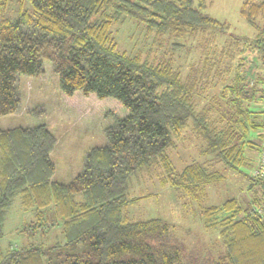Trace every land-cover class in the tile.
<instances>
[{"label": "trees", "instance_id": "1", "mask_svg": "<svg viewBox=\"0 0 264 264\" xmlns=\"http://www.w3.org/2000/svg\"><path fill=\"white\" fill-rule=\"evenodd\" d=\"M209 1L0 0V117L18 112L17 80L40 76L44 60L64 96L112 98L127 111L104 129L106 143L89 149L65 184L52 179L55 138L45 125L0 129V240L16 198L33 212L22 225L25 237L28 229L45 235L42 228L55 227L60 235L46 247L0 244V264H264V178L248 177L252 196L245 207L235 198L204 204L222 170L251 168L245 151L258 149L251 138L264 120L251 104L264 97L256 87L264 82L249 85L236 50L247 43L264 60V0H244L239 10L252 37L233 35L208 15ZM10 3L16 15L6 17ZM124 19L168 45L169 54L118 51L112 25ZM224 36L229 48L219 43ZM179 52L185 70L175 65ZM186 133L206 159L176 171L168 150ZM156 170L163 184L198 204L204 230L216 232L219 246L208 256L188 253L163 219L128 217L127 207L140 199L128 196L131 180Z\"/></svg>", "mask_w": 264, "mask_h": 264}, {"label": "rangeland", "instance_id": "2", "mask_svg": "<svg viewBox=\"0 0 264 264\" xmlns=\"http://www.w3.org/2000/svg\"><path fill=\"white\" fill-rule=\"evenodd\" d=\"M243 1L210 0L206 13L219 22L227 24L231 34L252 37L255 34L254 30L239 15ZM16 8V4L10 3L4 16H15ZM112 35L120 52L139 53L142 57L168 55L170 52L168 45L155 42L153 36L146 35L145 31L130 19L114 23ZM219 40L222 45L228 44L229 48L231 38L224 36ZM236 52L238 57L243 59L240 68L248 75L249 85H253V80L264 82L262 80L264 60L260 53L243 42L239 43ZM184 58H186L184 52L175 55V65H183V70L188 65V62H184L186 60ZM42 68L43 73L38 77L19 76L17 85L20 108L13 116L0 117V128L45 125L55 138L50 153V160L55 167L52 179L65 184L81 171L86 152L106 143L104 129L113 124L114 118H123L127 111L112 98L99 100L93 94L83 96L80 92H75L72 97L64 96L59 91L58 78L52 71L51 63L42 61ZM256 87L264 89V83L262 85L258 83ZM256 139L252 141L258 146ZM200 147V142L194 137L189 138L186 133L182 141L168 150V156L175 170L181 171L192 162L205 160L206 158L200 154ZM245 152L252 167L243 169L242 173L222 170L223 180L206 190L204 202L206 206H219L229 198H235L243 207L248 205L252 196L248 190L250 182L248 177L253 178L258 151L249 149ZM161 178L162 175L156 170L152 174L141 173L131 180L128 196L140 199L127 207L128 217L131 220L163 219L174 225L175 234L188 253L196 252L208 256L207 250H215L213 246H219L216 232L204 230L196 202L186 198L168 184H163ZM257 215H263V210L261 209L260 214ZM32 220L33 212L24 210L19 198L14 199L3 223L0 244L3 247L10 244L21 248L29 242L39 247H46L60 239L58 227L49 230L42 228L41 231H44L45 235H39V232L35 233L28 229L25 237L22 225Z\"/></svg>", "mask_w": 264, "mask_h": 264}, {"label": "built area", "instance_id": "3", "mask_svg": "<svg viewBox=\"0 0 264 264\" xmlns=\"http://www.w3.org/2000/svg\"><path fill=\"white\" fill-rule=\"evenodd\" d=\"M255 107L257 110L263 114V120H264V97L257 103H255ZM259 140H258V159L256 166L254 168V171L252 173V177L257 180L264 178V127L261 131H259ZM261 209H258L256 207H252L250 209V214H260Z\"/></svg>", "mask_w": 264, "mask_h": 264}, {"label": "crops", "instance_id": "4", "mask_svg": "<svg viewBox=\"0 0 264 264\" xmlns=\"http://www.w3.org/2000/svg\"><path fill=\"white\" fill-rule=\"evenodd\" d=\"M261 99H258V100H256L255 102H253L251 105H252V108L255 110V111H258L257 110V108L255 107V103H257V102H259ZM14 115V114H13ZM13 115H10V116H13ZM1 129V128H0ZM7 129H9V128H7ZM258 135H259V132L258 133H255L252 137L254 138V139H252V140H254L255 141V138H257L256 139V141H257V143H258V140H259V137H258ZM257 136V137H256ZM257 148V147H256Z\"/></svg>", "mask_w": 264, "mask_h": 264}]
</instances>
